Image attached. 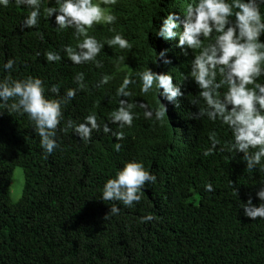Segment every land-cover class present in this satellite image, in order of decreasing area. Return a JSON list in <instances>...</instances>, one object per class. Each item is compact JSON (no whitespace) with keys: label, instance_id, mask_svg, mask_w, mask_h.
<instances>
[{"label":"trees","instance_id":"16d2710c","mask_svg":"<svg viewBox=\"0 0 264 264\" xmlns=\"http://www.w3.org/2000/svg\"><path fill=\"white\" fill-rule=\"evenodd\" d=\"M190 2H116L127 10L126 17L88 32L105 43L101 68L94 62L74 65L62 51L61 62L46 60L48 51L65 45L75 48L83 40L76 39L74 29L59 30L55 16L46 17V0L38 27L31 29L23 26L31 9L18 7L15 0L0 9V79L9 75L3 65L14 59L12 78H41L49 98L56 96L52 85L60 86L61 95L76 88L74 78L81 72L87 85L64 109L57 130L59 147L51 155L41 147L30 117L10 112L0 102V264H264V219L247 217L242 207L250 198L257 206L262 202L256 193L264 186V170L257 166L249 171L243 153L225 147L232 139L226 125L207 116L194 118L191 90L195 88L198 100L200 89L195 85L190 90L188 85L191 51L185 55L179 37L158 36L162 18L174 12L183 20ZM117 33L124 34L130 48L107 45L106 39ZM260 39L264 42V35ZM149 68L173 75L184 93L176 103L159 97L155 88L146 95L141 92L139 74ZM98 72L101 78L108 74L113 79L97 86ZM125 77L137 81L129 86L135 96L127 99L152 109L160 106V99L167 114L162 120L146 119L137 105L138 118L131 128L123 129L126 138L117 140L104 133L103 123L118 108L108 90L116 91ZM258 83H264V76ZM197 107L206 105L200 100ZM91 113L97 115L101 128L86 142L68 122H83ZM110 127L120 130L115 124ZM213 132L221 143L206 156ZM133 159L142 161L156 175V182L145 185L142 200L132 207L104 201L106 181ZM16 167L22 170L23 187L19 200L12 202L9 185ZM209 183L213 191L206 190ZM113 204L119 206L118 214L110 213Z\"/></svg>","mask_w":264,"mask_h":264},{"label":"clouds","instance_id":"9594fccd","mask_svg":"<svg viewBox=\"0 0 264 264\" xmlns=\"http://www.w3.org/2000/svg\"><path fill=\"white\" fill-rule=\"evenodd\" d=\"M48 7L44 9L49 19L55 16L59 30L74 29L77 40L83 37L74 48L65 45L62 50L48 51V62H61L66 54L74 65H83L94 62L97 68L103 67L100 56L105 43L94 35H89V29L95 26L114 24L116 20L126 17L127 10L118 6L119 0H46ZM13 0H0V9L8 7ZM53 2V6H52ZM117 2V3H116ZM114 8H108L113 6ZM18 7L31 9L24 20V28H36L40 23L43 0H15ZM264 0H191L187 5L184 18L174 12L163 17L158 36L165 39L179 37V46L188 55L191 51L192 80L188 81L189 89L198 86L199 99L190 101V108L194 110V118L207 116L211 121L219 120L226 125L232 139L225 147L230 151L243 153V160L249 171L261 167L264 170V83H258L264 76V42L260 37L264 35V13L261 9ZM234 17V19H233ZM183 24V31H180ZM115 32V28L112 29ZM107 45L119 46L121 49L131 47L123 33H117L108 38ZM207 41V42H206ZM167 52L160 53L164 58ZM123 59V57H121ZM171 63V60H167ZM16 61L8 59L3 68L9 72L5 79H0V102L8 107L10 112L27 114L34 122L35 130L41 137V147L51 155L59 147L57 130L64 119V109L75 99L78 91H83L85 74H77L74 78L76 88H69L64 95L60 94V86L52 85L51 92L55 98H49L46 93L45 81L39 77L28 76L23 79H13L11 70ZM108 65V64H107ZM97 86L107 85L113 77L105 74L101 78L97 75ZM142 80L141 92L148 94L154 88L170 103H176L184 93L178 84H174L171 73H157L150 68L139 74ZM187 78V77H185ZM195 81V82H194ZM137 81L125 77L123 83L117 86L116 91L111 87L108 97L118 108L109 116V122L103 123L105 134L111 133L117 140H124L125 127L131 128L138 118L135 111L137 105L144 109L146 119L162 120L167 114V107L159 99V107L152 109L146 103H137L127 98L134 97L129 86ZM252 85V87H249ZM226 89L225 91H221ZM162 90V91H161ZM203 100L206 107L199 109L197 104ZM9 101H12L10 104ZM110 124L120 129L113 131ZM69 128L86 142H91L93 132L99 131L101 122L95 113L87 115L83 122H68ZM67 131L68 129H63ZM212 147L204 155H212L221 141L215 132L210 134ZM120 145H117L119 150ZM157 180L142 161L135 159L128 161L112 178H109L103 187L104 201L122 202L125 207H132L139 203L144 195L145 185ZM207 191H213L211 183L206 186ZM238 195V189L235 188ZM260 201L259 206L250 198L243 204L244 214L247 217L264 219V186L256 193ZM120 208L113 204L111 214H118ZM151 219V217H148Z\"/></svg>","mask_w":264,"mask_h":264},{"label":"rangeland","instance_id":"374dc122","mask_svg":"<svg viewBox=\"0 0 264 264\" xmlns=\"http://www.w3.org/2000/svg\"><path fill=\"white\" fill-rule=\"evenodd\" d=\"M195 88H193L194 90ZM197 90V88H196ZM197 111V108H194ZM23 187V173L21 168H14L11 176V181L9 185V196L12 202H16L19 200Z\"/></svg>","mask_w":264,"mask_h":264},{"label":"bare ground","instance_id":"6f19581e","mask_svg":"<svg viewBox=\"0 0 264 264\" xmlns=\"http://www.w3.org/2000/svg\"><path fill=\"white\" fill-rule=\"evenodd\" d=\"M188 71L190 72L191 69L188 68ZM198 122L202 125V121H201V119H200Z\"/></svg>","mask_w":264,"mask_h":264}]
</instances>
